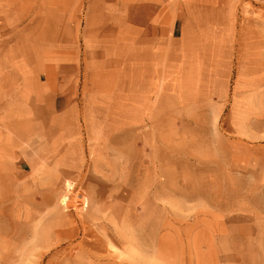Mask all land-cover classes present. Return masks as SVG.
<instances>
[{
  "label": "rangeland",
  "instance_id": "374dc122",
  "mask_svg": "<svg viewBox=\"0 0 264 264\" xmlns=\"http://www.w3.org/2000/svg\"><path fill=\"white\" fill-rule=\"evenodd\" d=\"M166 6L0 0V264H264V0Z\"/></svg>",
  "mask_w": 264,
  "mask_h": 264
},
{
  "label": "crops",
  "instance_id": "0c3cea01",
  "mask_svg": "<svg viewBox=\"0 0 264 264\" xmlns=\"http://www.w3.org/2000/svg\"><path fill=\"white\" fill-rule=\"evenodd\" d=\"M116 4H123V9L128 12V18H131L132 11L141 10L144 19L148 21V27L161 28L166 26V4L168 0H107ZM85 3L95 7L99 0H85ZM210 4V0H207ZM137 7V8H135ZM181 15L177 18L181 19ZM91 19V18H90Z\"/></svg>",
  "mask_w": 264,
  "mask_h": 264
},
{
  "label": "bare ground",
  "instance_id": "6f19581e",
  "mask_svg": "<svg viewBox=\"0 0 264 264\" xmlns=\"http://www.w3.org/2000/svg\"><path fill=\"white\" fill-rule=\"evenodd\" d=\"M50 55H45L42 56L41 58H49ZM2 135H0V140ZM2 142V141H1ZM161 241L165 244V245H169V241L167 239V237H164V239H161ZM166 248L163 247V250H165ZM162 250V248H161ZM178 253L177 250H175V252H170L169 249L167 248L166 251L164 252V254L162 253L161 255H159V258L164 261V259H166V264H181L180 262H178L180 260V257L178 255H176ZM88 257H93L92 255H87ZM140 257V256H139ZM147 257L144 256V258H140L141 262H150L146 259ZM152 264H156V263H152Z\"/></svg>",
  "mask_w": 264,
  "mask_h": 264
}]
</instances>
